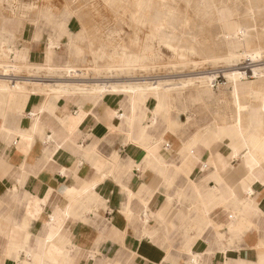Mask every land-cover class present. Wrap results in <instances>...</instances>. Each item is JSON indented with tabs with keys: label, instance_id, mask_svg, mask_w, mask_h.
<instances>
[{
	"label": "crops",
	"instance_id": "1",
	"mask_svg": "<svg viewBox=\"0 0 264 264\" xmlns=\"http://www.w3.org/2000/svg\"><path fill=\"white\" fill-rule=\"evenodd\" d=\"M228 12L225 31L250 24ZM57 21L0 45L58 66ZM24 80L0 91V264H264V85L192 88L170 105Z\"/></svg>",
	"mask_w": 264,
	"mask_h": 264
},
{
	"label": "rangeland",
	"instance_id": "2",
	"mask_svg": "<svg viewBox=\"0 0 264 264\" xmlns=\"http://www.w3.org/2000/svg\"><path fill=\"white\" fill-rule=\"evenodd\" d=\"M155 4V8L159 9L160 15L163 13L164 4L175 6L181 12L180 19L174 23L175 31L178 34L185 33L183 38L186 40L180 42L172 41V44L176 45L177 43L182 46L180 48L182 51L180 49L178 51H181L180 53H175L173 48L152 35L151 25L147 19L148 16L146 18L147 12L144 7H137L135 0H0V37L5 42L12 43L14 47L23 24L33 20H39L47 24L52 22L53 26L57 16L58 21L55 23L54 29L58 38L63 35L59 32V26L61 24L64 25L63 22L69 17L77 20L80 23H78L80 28L84 26L86 30L85 38L73 40L74 43L69 42L70 40L67 37V40H64L65 44L60 46L58 52V66L70 63L75 68L80 67L79 77L69 78L59 73L57 74V72L53 74L47 73L46 71H41L38 65H25L16 72H2L0 69V76L6 74L2 77L13 80L114 81L132 78L141 80L147 78L186 77L202 72L204 74L226 69L225 64L221 62L208 63L201 61V58L206 57L210 53V49L214 48L212 38L214 33L219 30L216 22H210L206 17L200 16V14L195 12L193 3L187 5L185 0H157ZM228 7L229 10L233 9L235 15L239 16L240 19H246V0H228ZM51 10H55L56 13L51 12ZM153 12L150 11V13ZM184 18H187L186 23ZM256 25L258 30L264 26V11L256 14ZM162 29L169 30V27L163 26ZM193 35L196 38L195 42L190 39ZM77 48L82 50L77 51ZM124 52L126 54L136 53L141 58L144 67L125 72L116 71L113 74H109L105 67L120 61L124 56ZM194 61L198 63L196 64ZM166 63L174 64L169 66ZM261 63H264V58ZM251 65L249 61H242L238 67L247 70L248 76L250 74L248 68H251ZM92 66L96 67V69L94 70ZM89 67L92 69H88ZM107 73L108 78H104L107 77ZM223 81L225 79L218 76L214 84L221 86ZM190 92L191 90L187 89L184 91V95L187 96ZM181 99L184 98L180 96L179 100Z\"/></svg>",
	"mask_w": 264,
	"mask_h": 264
},
{
	"label": "bare ground",
	"instance_id": "3",
	"mask_svg": "<svg viewBox=\"0 0 264 264\" xmlns=\"http://www.w3.org/2000/svg\"><path fill=\"white\" fill-rule=\"evenodd\" d=\"M171 1H175V0H171ZM156 2L157 0H135L136 6L144 7L147 12L146 18L148 16L147 19L151 25L152 35L154 37H157V39L159 38L160 41L167 44L169 47L173 48V51L175 53H180L182 51L180 49L182 46H180L177 43L176 45H174L172 44V41L180 42L186 40L185 38H183L185 33L178 34L175 31L174 23L178 21V19H180L181 12L178 11L175 6L164 4V6L160 5L164 7V9L162 10L163 13L162 15H160L159 9L155 8ZM185 2L187 3V5L189 3H193L196 13L200 14V16H202L203 18L206 17L210 22H216L218 25L219 30L216 33H214L212 38L213 39L212 43L214 45V48L212 47L210 49V53H208L206 57L201 58V61H206L208 63L221 62L225 64L226 69L223 70L219 69L220 71L217 72L215 71L212 73L209 72L203 74L202 72L200 74H195V75L193 74L186 77L182 76L176 78L174 77L173 78L169 77L165 79L147 78L141 80L132 78L129 80H114V81L105 80L100 84L83 83L80 85H76V84L69 85V84H64L63 82L54 81V83L52 84H48V83L45 84L44 82V86H46L47 89H49V91L52 92H64L65 90L70 88L82 92L83 94L86 95L101 94L102 97L109 95H115V96L128 95L131 97L132 100H139L142 98L148 100L149 98H151L154 101H156L160 98L162 94H164L165 96H167L170 105H173L177 93H184L185 90L187 89L191 90L192 88L206 87L208 89H211L212 85H215L214 82L216 81V78L218 76H221L225 79L223 83L225 84V86L231 87L233 95H237L236 90L242 84L259 83L261 85H264V63H261L264 58V34H263L264 26L262 27L260 26L261 29L258 30L256 25V14L260 11H264V0H246L247 13L245 16L246 19L250 21V24L245 27H243V25H241L240 23L235 25L236 29L234 34L225 31V29L223 28V22L224 20L228 19L227 16L234 15L233 13H229V12H228L229 14H223L225 10H229V7L227 8L228 0H185ZM150 11L152 12L154 11V12L150 13ZM225 15L226 17H223ZM186 21L187 18H184L185 23ZM163 26L169 27V30H163L162 29ZM59 32L67 36L70 40L69 42L71 43L73 42V40L82 39L85 38L86 36V30L84 26H81V28L78 31L75 30L74 32L71 31L68 32L66 28H62V29L59 28ZM234 38H236V41L241 44V50L239 52H232L229 49L228 40ZM190 39L194 41L196 39L195 35H193ZM179 49L181 50L180 52H178ZM11 52H12L11 47L7 46L6 44L0 45V59H1L0 69L2 72H16L20 70L22 66H25L11 61L10 60ZM242 61H249V63L252 64L251 68L250 67L248 68L249 69L248 71L250 72L251 75L248 73L249 75L247 76V70H243L240 67H238L239 64L242 63ZM198 62L195 63L197 64ZM169 63L166 64L168 65ZM26 65L28 66L29 64ZM171 65L169 64V66ZM52 66L50 65L49 67L47 65V66H38V67L41 71L43 70L46 71L47 73L53 74L57 72V74L59 73L60 75L67 76L69 78L79 77L80 67L75 68V66H72L70 63H65L63 65H59L58 67H56L57 65L56 66L54 65L53 67ZM142 67H144V64L142 63L141 58L138 55H136V53L133 54L132 52V54L129 53L126 54L124 52V56L121 58L120 61H118L115 64H109L105 68L109 74H113V72L116 71L125 72L131 69L142 68ZM88 69H90V67ZM93 69L95 70L96 67H93ZM108 73H107V77L104 78H108ZM246 76L247 77L253 76L254 78L252 81H249V79ZM26 81L19 79L18 80L6 79L3 81L2 79L0 80V91H5V93L11 90L24 89L25 91L24 85L26 83L24 82ZM34 84L38 85L40 84V82H36ZM30 85L33 84L30 83ZM36 90L38 91V89Z\"/></svg>",
	"mask_w": 264,
	"mask_h": 264
}]
</instances>
